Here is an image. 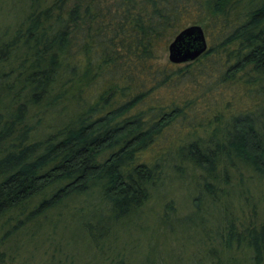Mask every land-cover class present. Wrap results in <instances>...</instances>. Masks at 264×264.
<instances>
[{"label": "trees", "instance_id": "16d2710c", "mask_svg": "<svg viewBox=\"0 0 264 264\" xmlns=\"http://www.w3.org/2000/svg\"><path fill=\"white\" fill-rule=\"evenodd\" d=\"M202 23L210 46L195 61L218 75L200 97H228L191 124L195 97H161L188 67L159 52ZM178 122L183 136L143 159ZM164 168L191 174L205 217L247 191L229 176L264 178V0H0V264H77L69 250L81 246L93 253L83 264H123L113 240L159 194ZM173 202L158 218L170 233L193 213L179 218ZM235 207L197 238L220 243L222 259L208 246L205 257L264 264V222L244 224Z\"/></svg>", "mask_w": 264, "mask_h": 264}, {"label": "rangeland", "instance_id": "374dc122", "mask_svg": "<svg viewBox=\"0 0 264 264\" xmlns=\"http://www.w3.org/2000/svg\"><path fill=\"white\" fill-rule=\"evenodd\" d=\"M3 10L6 13L2 14L1 17L3 19L1 21L3 22V26H7L9 22H13L12 19H7V17L9 15L12 16V14L7 12V6L4 7ZM198 25L201 26L204 32L205 23ZM205 39L208 50L210 44L206 35ZM167 47L159 52V60L162 64H171L168 61ZM171 65L175 70H184L186 67L188 68L186 69L183 79H181L179 84L176 85V89L162 91L161 97L163 96L165 100H169L171 95H173L172 98L183 96V99L185 97H195V104L193 105L195 109H191L188 113L187 119L189 120L196 116L195 119L191 120V124H196L199 121L201 122L200 117L202 114H200V112L205 105H208L209 108V105L213 106L215 102H218L219 105L222 103L219 99L220 94L225 92L222 87L220 89L216 87L213 94H210V96L208 95L204 102L200 97L202 90L209 88L212 83H214L215 77H217L216 75L218 74L213 71L214 69L211 68V65L206 60ZM225 96L228 97L226 92L224 94V97ZM212 114L213 113L211 112L209 113V118H211ZM181 125H183L184 128ZM187 126L188 123L180 124L179 122L170 126L161 136L160 140H158L157 144L153 146V149H149L141 157L149 160L148 155H151L152 153L157 154V152L159 153L164 150L165 147L169 149L172 146V143H174L175 138H181L183 136L185 130L188 128ZM164 171L166 173L164 176V184L160 186L161 190L159 191V194L158 190H153L152 193L154 194L152 196V202L149 207L146 208V212H144L140 218L136 219V221L134 220V222H131V225L126 224L119 228L117 238H114L113 240V242L115 241L113 245L115 244L117 247L115 252L111 253L112 260L118 262L124 259L125 261L123 260V264H138L141 262L142 257L145 254L144 256L147 255V259H150L152 264H211L209 257H205V251H207L209 247H215L216 256L222 259L223 253L220 249V243L217 240H209L207 238L206 240H203L202 244L197 238L205 239V236L207 237L211 230L212 223L214 222V218H223L225 209H228L231 205L234 207L236 206L235 215H237L239 220L244 224L246 223L257 226L264 222V178L259 180L255 177V174L250 176L247 172H244L241 178L235 175L229 176L228 180L232 184L237 185V187L240 186L242 190H244V185L246 183L245 186L247 187V191L243 193L242 198L239 196L234 197L233 199L235 202L223 198L219 206L213 207L212 217H205L201 213L193 212L194 205L192 198H194L197 193L195 191L196 184H194L195 182H193L191 174L187 173L185 177L176 178L179 176H176L175 172L170 168H164ZM221 177L222 176H220V180ZM221 185V187H224L222 182ZM160 187L158 186V189H160ZM170 198L174 200L173 206L176 209L179 218L183 219L193 212L189 216V220L183 225H178V231L172 233L168 232L169 227H167L172 224H159L158 220V218L163 215V202ZM203 198L205 200L204 194H202V199ZM205 202H207V200ZM224 206L227 207L225 208ZM254 217H256V221L254 220ZM54 218L55 217H53V219ZM172 229L176 230V227H172ZM184 235L187 237L183 238ZM190 238L195 239V241L184 244L183 240L191 241L192 239ZM206 246H208L207 249H204ZM81 247L76 250H69V252L74 254V261H76L77 264H83L86 262L85 257L88 253L91 255L93 254L91 250H87L84 247L81 249ZM150 249L154 250L156 255L151 256L147 254ZM219 250L220 252L217 253ZM236 256L237 258H241V252L240 254L237 252Z\"/></svg>", "mask_w": 264, "mask_h": 264}, {"label": "water", "instance_id": "95a60500", "mask_svg": "<svg viewBox=\"0 0 264 264\" xmlns=\"http://www.w3.org/2000/svg\"><path fill=\"white\" fill-rule=\"evenodd\" d=\"M168 61L171 64L190 63L207 51L203 29L191 25L178 32L167 47Z\"/></svg>", "mask_w": 264, "mask_h": 264}]
</instances>
